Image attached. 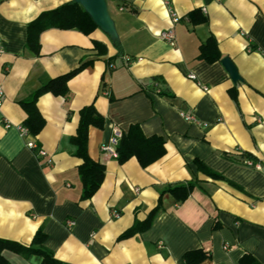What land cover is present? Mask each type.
<instances>
[{
  "label": "crops",
  "instance_id": "0c3cea01",
  "mask_svg": "<svg viewBox=\"0 0 264 264\" xmlns=\"http://www.w3.org/2000/svg\"><path fill=\"white\" fill-rule=\"evenodd\" d=\"M67 1L0 0V238L28 245L41 229L43 246L63 264H186L193 251L207 254L196 264H240L245 254L264 264V0H106L118 45L100 28H49L38 53L28 49L27 24ZM168 28L175 45L159 36ZM210 36L240 81L221 59L199 56ZM80 64L67 96L38 98L44 126L24 137L19 102ZM90 104L104 124L89 127L88 153L105 173L81 200V160L69 139ZM134 124L164 140V155L146 167L135 157L119 163L101 148L114 130ZM188 183L185 200L163 193L150 225L118 238L147 217L162 191ZM2 256L7 264L42 260L8 250Z\"/></svg>",
  "mask_w": 264,
  "mask_h": 264
},
{
  "label": "trees",
  "instance_id": "16d2710c",
  "mask_svg": "<svg viewBox=\"0 0 264 264\" xmlns=\"http://www.w3.org/2000/svg\"><path fill=\"white\" fill-rule=\"evenodd\" d=\"M193 16V15H191ZM204 20V18L200 19ZM49 28L71 29L75 28L84 34L91 33L98 28L91 16L83 9V7L70 0L51 10L41 12L36 18L27 24L26 47L35 53L39 51V35L42 31ZM118 45V41H114ZM199 56L204 57L208 62L221 59L215 39L210 36L204 44L199 48ZM85 64H80L75 69L52 78L42 84L27 98L19 102L21 108L26 114L23 121V127L27 129L29 134L37 135L44 126L45 120L37 108V100L44 93L53 95L67 96L68 80L78 73ZM232 98L235 99L233 91ZM104 118L99 114L95 107L90 104L84 106L79 111V120L76 132L70 137V143L74 147V155L81 160L78 165V174L81 182V200L90 199L100 187L105 173V167L100 162L92 159L88 153V130L90 126L102 128ZM117 152V160L119 163L125 162L130 157H135L141 167H146L162 157L165 153L164 140L160 136H144L140 127L136 124L130 125L126 132H121V136L115 146ZM203 169L211 179H221L222 177L209 169ZM193 188L192 183L186 185H178L168 187L160 194L157 205L149 212L147 217L141 222H134L131 228L122 232L118 238H126L133 235L136 231L147 228L154 218L155 213L161 208V196L163 193H170L176 201L185 200ZM46 239L41 229H38L33 235L28 245L18 243L16 241L0 238V264H7L2 256L4 250L28 256L36 254L42 258L40 264H63L56 259L52 252L43 246ZM207 257L202 251L188 252L184 255L186 264H196ZM240 264H259L252 256L243 255L240 258Z\"/></svg>",
  "mask_w": 264,
  "mask_h": 264
},
{
  "label": "water",
  "instance_id": "95a60500",
  "mask_svg": "<svg viewBox=\"0 0 264 264\" xmlns=\"http://www.w3.org/2000/svg\"><path fill=\"white\" fill-rule=\"evenodd\" d=\"M80 4L83 9L91 16L95 24L104 31L112 41H117L118 36L115 30L114 23L109 16L107 10L106 0H74ZM221 64L224 69L227 71L230 79L233 82L240 81L241 77L237 71L236 66L232 60L225 56L221 60Z\"/></svg>",
  "mask_w": 264,
  "mask_h": 264
},
{
  "label": "built area",
  "instance_id": "2783aa9c",
  "mask_svg": "<svg viewBox=\"0 0 264 264\" xmlns=\"http://www.w3.org/2000/svg\"><path fill=\"white\" fill-rule=\"evenodd\" d=\"M165 4H167V1H164ZM168 12L170 15V18L172 20V22H177L178 21V17L176 16V14L174 12H172L169 8H168ZM159 36L167 41L170 45H175V34L173 29L168 28V29H164L159 33ZM3 53V46H2V40H1V36H0V55ZM190 78H194L193 75L189 76ZM156 85V84H155ZM4 96V92L2 90V88L0 87V105L2 103V98ZM182 116L185 118V120L190 121V122H196V119L194 116L190 115V114H182ZM20 132L24 137L29 136V132L27 131V129L25 127H21L20 128ZM121 136V132L119 130H114L113 135L110 137L109 141L107 143H104L101 145V148L103 151L107 152L108 154H110L112 157H117V152L115 150V146L117 145V142L119 140ZM27 147H29L30 149H33L36 147L35 143L33 140H28L26 142ZM37 153L39 155H46L45 152L41 149L37 150ZM47 162H50V159L47 160ZM244 163L249 165V166H255L256 168H259L260 166L258 164L253 163L251 160L249 159H245ZM114 216H118V214L116 212L113 213ZM66 225L71 226L73 225V220L68 219L66 220Z\"/></svg>",
  "mask_w": 264,
  "mask_h": 264
}]
</instances>
